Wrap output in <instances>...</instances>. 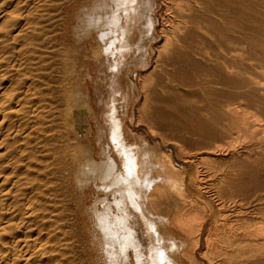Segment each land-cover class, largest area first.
Instances as JSON below:
<instances>
[{
    "label": "bare ground",
    "instance_id": "bare-ground-1",
    "mask_svg": "<svg viewBox=\"0 0 264 264\" xmlns=\"http://www.w3.org/2000/svg\"><path fill=\"white\" fill-rule=\"evenodd\" d=\"M0 264H264V0H0Z\"/></svg>",
    "mask_w": 264,
    "mask_h": 264
},
{
    "label": "rangeland",
    "instance_id": "rangeland-1",
    "mask_svg": "<svg viewBox=\"0 0 264 264\" xmlns=\"http://www.w3.org/2000/svg\"><path fill=\"white\" fill-rule=\"evenodd\" d=\"M135 28L138 29L139 26L137 25L135 26ZM145 46H146V49L148 50L152 48V45L148 44L147 41H145ZM139 65H142L141 62H139L135 66L134 71L139 69ZM98 75H99V81H100L99 83L100 92H102L103 97L106 100L114 101L116 104H118L117 106L120 107V102L122 101V93L124 91V87L121 86V83H123L122 82L123 71H119V72L116 71L114 75V74H111V71H108L106 67H102V69L99 70ZM110 77L112 79H110ZM118 79L120 80V82H118ZM128 92L129 93H128L127 101H130L135 98L134 89L129 88Z\"/></svg>",
    "mask_w": 264,
    "mask_h": 264
}]
</instances>
